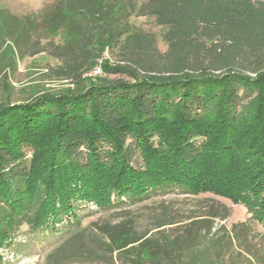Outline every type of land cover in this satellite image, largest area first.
<instances>
[{
  "label": "trees",
  "instance_id": "16d2710c",
  "mask_svg": "<svg viewBox=\"0 0 264 264\" xmlns=\"http://www.w3.org/2000/svg\"><path fill=\"white\" fill-rule=\"evenodd\" d=\"M46 1L41 17L0 14V65L3 40L12 66L46 53L60 63L48 75L75 89L0 102V250L23 222L53 229L76 219L77 203L106 209L170 188L242 204L264 228V0ZM132 18L152 19L165 51ZM59 32L64 42L51 39ZM105 51L132 82L84 85L98 62L111 67ZM104 231L110 252L141 240ZM188 235L119 256L154 264L163 252L174 263L191 255Z\"/></svg>",
  "mask_w": 264,
  "mask_h": 264
},
{
  "label": "rangeland",
  "instance_id": "374dc122",
  "mask_svg": "<svg viewBox=\"0 0 264 264\" xmlns=\"http://www.w3.org/2000/svg\"><path fill=\"white\" fill-rule=\"evenodd\" d=\"M52 3L46 0H0V14L30 19L41 17ZM131 22L157 37L162 32L150 18H132ZM40 35L42 43L46 42V33L43 31ZM66 38L62 32L51 37L55 42H64ZM1 44L5 64L0 65V102H29L44 94L75 89L69 82L48 75V69L60 63L46 53L21 59L16 57L12 66L9 62L11 45L4 40ZM158 46L165 51L160 37ZM104 59L111 69L104 72V61L98 62L96 68L85 76L88 81L84 85L89 86V80L94 83L97 79L106 84L133 81L131 67L115 62L106 51ZM75 206L76 219L71 215L62 217L53 229L33 231L27 222H23L8 242L10 245L0 250L1 264H128V259L125 263L122 257H132L135 254L133 249L138 250L144 240L151 239L161 251L170 243L174 245V241L181 244L180 237L187 234L186 245L191 248V255L181 254L180 258L177 255L170 264H264V228L252 219L242 204L220 196L192 195L170 188L135 204L123 199L122 204L106 209L84 203ZM160 223L168 225L156 228ZM103 227L117 230L115 238L121 241L137 237L141 240L121 250L124 252H110L111 244ZM75 235L77 238L72 240ZM61 248L63 252L57 253ZM89 251L94 255H88ZM79 252L81 255L78 256ZM156 253L158 256L154 261L158 262L154 264H168L163 252ZM146 257L147 252H144L142 262L147 260Z\"/></svg>",
  "mask_w": 264,
  "mask_h": 264
}]
</instances>
